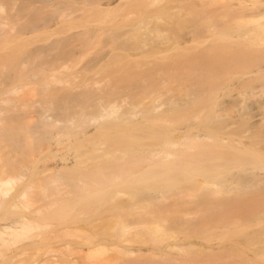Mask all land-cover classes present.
<instances>
[{
	"label": "bare ground",
	"instance_id": "6f19581e",
	"mask_svg": "<svg viewBox=\"0 0 264 264\" xmlns=\"http://www.w3.org/2000/svg\"><path fill=\"white\" fill-rule=\"evenodd\" d=\"M0 264H264V0H0Z\"/></svg>",
	"mask_w": 264,
	"mask_h": 264
},
{
	"label": "rangeland",
	"instance_id": "374dc122",
	"mask_svg": "<svg viewBox=\"0 0 264 264\" xmlns=\"http://www.w3.org/2000/svg\"><path fill=\"white\" fill-rule=\"evenodd\" d=\"M257 111H258V110H254L253 113H255V112H257ZM258 112H259V111H258ZM253 113H252V114H253Z\"/></svg>",
	"mask_w": 264,
	"mask_h": 264
}]
</instances>
